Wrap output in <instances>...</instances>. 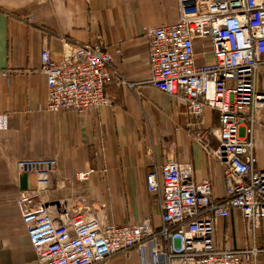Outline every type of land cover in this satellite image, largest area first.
Instances as JSON below:
<instances>
[{
    "label": "crops",
    "instance_id": "1",
    "mask_svg": "<svg viewBox=\"0 0 264 264\" xmlns=\"http://www.w3.org/2000/svg\"><path fill=\"white\" fill-rule=\"evenodd\" d=\"M178 17L177 0H0V116L8 115L6 125L0 126V264H38L22 222V198L32 200L25 204L28 211L39 203L54 215L92 208L110 225L148 220L159 226V199L149 192L146 177L168 159L191 168L195 182L211 179L214 199L225 197L223 167L195 139L199 122L178 99L149 82L150 30L172 25ZM61 37L81 44L102 42L134 88L109 84L112 109L84 115L48 112L41 52L47 47L59 60ZM198 59L199 64L204 61L200 55ZM257 88L264 92V64ZM259 118L264 121V111ZM201 121L215 129L218 112L206 109ZM253 142L257 167L263 169L264 136L257 126ZM40 158L58 163L46 192L38 191L34 176L17 171L19 160ZM90 170L88 180H78L79 173ZM99 205L101 209L95 208ZM216 241L222 249L256 248L253 264H264V220L250 236L233 212L217 221ZM105 264L141 260L132 250Z\"/></svg>",
    "mask_w": 264,
    "mask_h": 264
},
{
    "label": "built area",
    "instance_id": "2",
    "mask_svg": "<svg viewBox=\"0 0 264 264\" xmlns=\"http://www.w3.org/2000/svg\"><path fill=\"white\" fill-rule=\"evenodd\" d=\"M179 17L169 26L150 30V84L188 108L200 129L195 139L207 156L223 167L225 197L214 199L211 179L195 182L191 168L175 159L155 166L147 175L151 194L159 199L161 224L110 225L95 209H70L54 215L37 204L28 211L22 198V222L38 264H105L135 250L141 264H253L258 250L222 249L216 224L233 212L255 236L264 220V168L257 167L254 130L264 136V92L257 74L264 64V0H177ZM59 60L44 47L41 72L47 83L48 112L74 111L84 115L115 107L106 87L115 83L130 89L114 66L104 44H81L61 37ZM204 61L199 64L198 56ZM211 56V62L205 59ZM6 75V74H4ZM206 109L218 112V126L201 121ZM8 115L0 116L4 127ZM245 130L242 135V130ZM58 170L53 158L22 159L18 173L34 176L46 192ZM93 170L78 174L88 180Z\"/></svg>",
    "mask_w": 264,
    "mask_h": 264
},
{
    "label": "rangeland",
    "instance_id": "3",
    "mask_svg": "<svg viewBox=\"0 0 264 264\" xmlns=\"http://www.w3.org/2000/svg\"><path fill=\"white\" fill-rule=\"evenodd\" d=\"M203 128H205L204 126H203ZM211 129H207V132H209V138L212 140V145H216V140H215V138H213V136H212V133H211V131H210ZM213 140H214V142H213ZM79 180V179H78ZM95 208H99V209H101V207H100V205L98 206V207H95ZM96 210V209H95ZM97 211V210H96ZM97 212H99V215H100V217L102 218V216H101V214H100V210L99 211H97ZM102 220H103V218H102Z\"/></svg>",
    "mask_w": 264,
    "mask_h": 264
}]
</instances>
